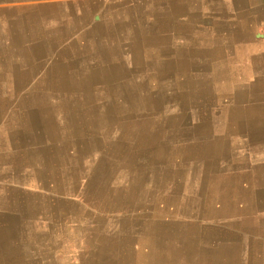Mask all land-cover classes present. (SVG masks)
<instances>
[{"label":"crops","instance_id":"crops-1","mask_svg":"<svg viewBox=\"0 0 264 264\" xmlns=\"http://www.w3.org/2000/svg\"><path fill=\"white\" fill-rule=\"evenodd\" d=\"M263 89L264 0H0V264H74L73 245L99 254L78 264H134L138 242L151 226L165 225L151 214L146 220L154 223L139 227L131 220H144L136 204L114 209L91 203L92 189L106 201L107 188L131 180L134 157L146 167L159 160L175 165L165 159L171 152L165 133L154 139L156 128L174 120L181 131L214 130V123L220 133L231 104V118L248 126L239 131L235 125L236 135L248 129L247 142L264 148ZM218 103L227 108L212 117L199 113ZM250 105L258 106L257 114ZM185 138L181 143L190 148ZM70 147L76 149L72 165ZM241 159L233 163L243 167L235 173H252L256 181L253 204L245 193L237 205L253 206L257 215L264 212V162ZM176 165L185 184H170L157 195L168 189L182 198L184 192L204 197L206 180L188 173L180 160ZM106 166L116 169L109 179ZM60 170L84 184L62 191L56 185ZM104 179L108 183L97 186ZM144 179L147 185L124 192L136 198L140 190L155 192L148 187L153 178ZM199 182L201 191L193 186ZM240 183L251 188L245 176ZM155 204V210L163 208L158 199ZM42 211L48 220L38 219ZM178 212L195 219L201 238L217 237V248L257 241L256 254H244L239 264H264V234L253 236L242 216L236 226L231 216L208 212L193 219L181 207ZM195 255L193 264H213V251ZM216 263L233 264L231 254Z\"/></svg>","mask_w":264,"mask_h":264},{"label":"bare ground","instance_id":"bare-ground-1","mask_svg":"<svg viewBox=\"0 0 264 264\" xmlns=\"http://www.w3.org/2000/svg\"><path fill=\"white\" fill-rule=\"evenodd\" d=\"M244 87H245L244 85H237L235 86V89L243 90L242 88ZM233 89H234V85L231 84L229 90H233ZM233 101H235V98L230 102V104ZM241 101H244V100H241ZM222 104L224 103L222 102ZM224 108H227V107L224 105H220V103H218V105H215V107L214 106L205 107L204 112L203 113L201 112V114H206L208 116L210 113V116L212 117V115L220 113ZM233 108L234 106L232 104L229 105L227 108L228 115L225 118V123H224L225 128L224 130L221 131L220 135L217 134L216 125L214 123L212 124L211 118L209 117L208 119H206V120H209V125L210 124L214 125L213 126L214 130L209 129V131L207 132L204 131L202 132V136L198 137V139L201 140L200 142L207 144L208 151L206 153L205 152L203 154L200 153L198 151L197 145L192 146L191 148L187 146L185 149L184 145L181 142H178L180 144L175 146L172 149L173 154L176 153V159L178 157L180 162L182 163V166H184L183 168L186 167L187 172L192 173V175L195 177H197L199 174L200 177H202L204 181L206 180V183L204 182V186H205L204 197L198 196L197 198H194L191 193L190 195H188L187 192H184L183 198H182V195L179 198H175L171 196L169 200V204H170L169 208L176 212V210L179 207H181V209H183V213L185 214L191 213L193 215L192 216L193 219L194 217H197V216L199 217H202V215L206 216L205 214H207L208 212L213 213L211 215H216L215 218L220 217V215L231 216L232 218L230 220H232L233 225H236V226H238L239 222L241 221V219H239L240 218L239 216H242V218L245 220V223L244 222L243 223L245 224L246 228L250 229L249 230L250 233L253 236L255 235L261 236V233L264 234V229L261 228V225L264 223V212H259L257 215H254L255 210H253L254 209L253 206L252 207L250 206L248 209L247 208L243 209L237 205L240 198H242L245 193H248V197L250 198L248 201L250 202V205L253 204V198L252 196L250 197L249 194H250V190H253L252 188H253V184H255L256 178H254L252 173L247 174L248 172H245V171H240V172L235 173V171H238V168H243V167H238L237 165H234L233 163L236 161L238 162L239 160H242L241 158L249 159L252 162H255L256 160L257 161L261 160L262 162H264V148H263V144L247 142L248 134H249L248 129H246V132H244L241 136L238 137L236 135L235 125L239 126L238 127L239 131L241 128L242 129H245L246 127L248 128V126L240 125L238 124L239 121L231 118V115L236 111ZM219 109L221 110L219 111ZM247 111L248 110L246 109L244 113H247ZM211 113L213 114L211 115ZM245 120L247 119L245 118ZM245 123H247V121ZM242 126H245V128H243ZM217 136H220V138H216ZM182 140L183 139H181L180 141ZM190 141L191 140H187V143L190 144L191 143ZM246 144H250V145H246ZM244 145L246 146L244 147ZM194 148L196 152L195 154L193 153ZM185 150L187 153L185 152ZM183 152H184V155H183ZM195 156L197 157V159L195 158ZM238 157L240 158L238 159ZM169 161L173 162V160H169ZM177 169H178V166L175 170L173 169L171 170L172 173L177 174ZM239 175L241 176V178L245 176L247 179H249L251 183L250 189H246L243 187V185L240 183L241 178L239 177ZM232 188H233V197L232 196L229 197L228 194H230V190ZM183 189H184V186H180V190H183ZM217 193L219 194L217 195ZM246 215L247 216L249 215V216L247 218H244L246 217ZM150 223H154V222H150L148 220L146 221V225L148 224L149 226ZM188 227H193L194 231L188 232ZM151 228H152L151 232L145 234L143 239L140 240V242H138L137 258L135 261H133L134 264H169L172 259L174 260L175 255H177V258L175 259L177 260L178 264H193L195 262L196 251L201 252V250H203L204 252L213 251V258H214L213 264H217L216 261L221 259L222 256L228 254V252L231 254V259H232L233 264H239L238 258L244 257L243 256L244 254L247 257L254 255L256 254V251H258L256 249V246H257L256 244H258L257 241H246L244 246L239 245L238 248L236 247L232 248L231 245L230 246L222 245L219 248H217L216 242H214V239L217 237L215 238H207L205 236H203L202 238L200 237V233H199L200 231H198L199 227H197V223L195 222V219L194 220L188 219V221L183 226L184 233H182L183 237L181 238L183 239V241L180 243H176L174 246L172 245L169 246L167 244L165 246L164 242H162L161 240V235L158 234L160 230L159 227L151 226ZM191 240H193V243H190ZM156 248H157L156 250L157 252H155ZM124 252L129 253L130 250H124Z\"/></svg>","mask_w":264,"mask_h":264},{"label":"rangeland","instance_id":"rangeland-1","mask_svg":"<svg viewBox=\"0 0 264 264\" xmlns=\"http://www.w3.org/2000/svg\"><path fill=\"white\" fill-rule=\"evenodd\" d=\"M192 104L195 105L196 103L193 102ZM220 110L221 109H219V111ZM250 110L252 111V113H256L257 114L258 113V106L257 105H254V107H253L252 105H250ZM199 113H201V111H199ZM176 122L174 120H172L171 123L166 122L165 124L159 125L156 128V131L157 132H156L155 138H154L155 140H159L160 139L159 136H161L162 134L165 133V139H166V142L165 143L166 144L167 143H170V149H171V152H169V153L166 154L165 159H167V160H173L175 162V165L169 163L166 166V164H165V167L167 168V169H165L163 163H161L162 161H156V162L150 163L149 167H146V166H143L142 163L141 164L140 163L137 164V162H138L137 161V158L134 157L132 160L136 159V161H132V165L133 166H132V171L130 172L131 177H132L131 178L132 181L131 180H128V181L127 180H123L122 181V185L120 187H118L116 190H115V188L114 189L111 188L110 191H109V189L107 188L106 193H107V197L108 198H107L106 201L105 200H102V199H98L96 197V195H94V193H93L94 192L93 191L94 189H92V196L89 199V200H91L90 201L91 203H95V204L96 203L98 204V203L106 202L108 204V206L111 205L114 209H117V208H119V207H121L123 205H126V206L131 205L132 206V205H135L136 204L138 213L140 215L143 213L144 220L143 221L142 220L135 221L134 217L131 220H133V223H137L139 227H140L141 224L146 223V221H147L146 219H149L151 217L150 215L153 214V216H156L157 217L156 219H158V221H157L158 224L165 225L164 228H162V227L160 228L159 233H158L159 235H161V240H162V242H164L165 246H166V244L169 245V246L170 245L174 246L176 243H180V242L183 241V239H181L183 237L182 236V233H184L183 232V226L188 221V218H186V216H183L181 214V212H178V209L175 212L174 210H172V209L169 208L170 204H169L168 199L166 198L168 196V194H166V193H168V191H169V193H171V196L172 197H175V198L176 197H179V196H176V194H174V192H171L172 190H168L167 189L166 193L164 192L165 193L164 196L163 195H160V196L157 195V192L162 191L161 190L162 188H165L166 186H169L170 184H171V186H174L177 183H178V185L179 184L184 185L185 182H186L184 176H182V175H179L178 176L177 174L175 175V174H172V172H171L172 169L175 170L177 168L176 162L179 160L178 157L176 159V153L173 154L172 149L175 146H177L178 144H180V143H178V142H181L180 139H182V138L183 139H186L185 137L187 136V137H189L188 140L189 139L191 140L190 141L191 142L190 144H192V146H195V144L196 145L198 144L197 145L198 146V151L200 153H202V154L204 152L206 153L208 151V146H207L206 143L200 142L201 140L198 139V137L202 136V132H204V131L207 132L210 129L209 126H206L205 127V125H204L202 128L181 131L183 129V127L180 124L176 123ZM179 126L181 128H179ZM216 128H217V126H216ZM216 132L219 135L221 134V132L219 133V131H217V129H216ZM216 138H220V136H217ZM75 152H76V149L73 148V147L67 148V150H66V154H67V157H68V162L71 165L73 164L72 158L74 157V153ZM193 153L194 154L196 153L195 152V148H194V152ZM171 156H173V157H171ZM43 157H44V159H43V162L42 163H43V166L45 168L48 165V163H47V156L46 155H43ZM195 158L197 159L196 156H195ZM107 166L104 168V170L102 172H103L104 177L107 178V179H109L108 176H110L111 173L112 174L115 173L116 172L115 171L116 169L114 167H110L107 170ZM162 167H163V169H162ZM123 171L125 172V169H123ZM66 173H67V171H65V170H60L59 171V176L60 177L57 180V184H56L59 187H63V188H61L62 191L71 192L72 190H75L76 188H78L77 186H82L84 184L85 181H83V180H81L80 183L77 184L75 181L72 180V175H70L69 173L67 175ZM136 173H138L139 175L136 174ZM182 173L185 174L186 171H184ZM162 174H164V175H162ZM147 176H150V177L152 176L153 180L151 182V179H149V182L151 184L148 187L149 188H154L155 189L154 190L155 192L151 191L147 195V194H144L145 192L144 193H141L142 191L140 190L139 191L138 198H136L137 196H135V197L132 196L133 195L132 193H130L129 195H127L124 192V191H126V187L136 186L135 185L136 183H138L140 185L143 182V183H145L147 185V180L146 179L143 180V178L144 177L146 178ZM104 181H107V183H108V180L104 179L97 186L104 184L105 183ZM159 182H160V184H159ZM199 183H197V184L194 183L193 186L195 187V189H198V190L201 191L202 186H201V183L200 184ZM140 187H141V185H140ZM145 189H146V186H145ZM44 193H46V192L44 191ZM102 193H105V189L102 191ZM199 194H200V192H199ZM218 194L219 193H217V195ZM61 197H64V198L67 197L68 198L69 196L68 195H64V196H61ZM201 197H203V196H201ZM155 199H156V201H155ZM157 199H158V202H159L160 206H162L163 208H158L157 210H155L154 206L156 205L155 203H157ZM179 215H180V217H179ZM146 217H148V218H146ZM38 219L44 220V221L48 220L47 217H46L45 211L44 212L42 211V213H40V215H38ZM229 221L233 224V221L232 220H229ZM22 230H23V232L26 231L25 229H22ZM62 230H63V233H64V232H66L67 229H64L63 228ZM193 231H194V228L193 227H188V232H193ZM61 233L62 232H60V229H59V234H61ZM190 243H193V240H191ZM73 246H75V247H73ZM73 246L70 248V255H71V260H72V262L74 264H78L80 262V260L82 259V257H86V256H89L90 257V256H92V253L93 252L90 253V249H86L85 250L84 248H81V247H78L77 248V245H73ZM111 248H112L111 250L114 253V251L116 250L115 249V246L112 245ZM156 250H157V248L155 249V252H157ZM93 254H95V256H93L91 258H94V259L98 260L99 259L98 251L97 250H94V253ZM175 258H177V255L174 256V260L172 259L169 264H178L177 263V260ZM118 262H122V261H118Z\"/></svg>","mask_w":264,"mask_h":264}]
</instances>
